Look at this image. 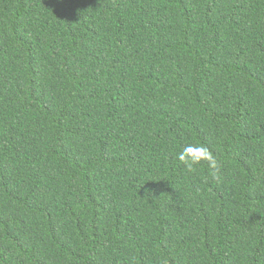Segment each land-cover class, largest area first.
<instances>
[{
    "label": "trees",
    "instance_id": "obj_1",
    "mask_svg": "<svg viewBox=\"0 0 264 264\" xmlns=\"http://www.w3.org/2000/svg\"><path fill=\"white\" fill-rule=\"evenodd\" d=\"M0 264H264V0H0Z\"/></svg>",
    "mask_w": 264,
    "mask_h": 264
},
{
    "label": "clouds",
    "instance_id": "obj_2",
    "mask_svg": "<svg viewBox=\"0 0 264 264\" xmlns=\"http://www.w3.org/2000/svg\"><path fill=\"white\" fill-rule=\"evenodd\" d=\"M192 152H195V156L191 155ZM178 159L185 163L190 171L192 170L191 166L193 164L199 163L200 160L207 161L213 170L218 169V165L216 164L214 157L209 152V150L203 146L197 147L195 149H185L184 152L178 154Z\"/></svg>",
    "mask_w": 264,
    "mask_h": 264
}]
</instances>
